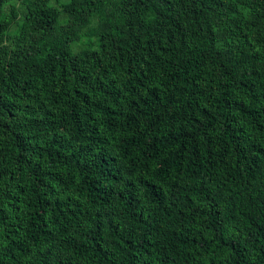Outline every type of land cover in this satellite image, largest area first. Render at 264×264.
<instances>
[{"label":"trees","instance_id":"trees-1","mask_svg":"<svg viewBox=\"0 0 264 264\" xmlns=\"http://www.w3.org/2000/svg\"><path fill=\"white\" fill-rule=\"evenodd\" d=\"M8 1L0 264H264V0Z\"/></svg>","mask_w":264,"mask_h":264},{"label":"rangeland","instance_id":"rangeland-1","mask_svg":"<svg viewBox=\"0 0 264 264\" xmlns=\"http://www.w3.org/2000/svg\"><path fill=\"white\" fill-rule=\"evenodd\" d=\"M11 3L15 4L16 6L20 5V0H9L4 4L5 10H10ZM99 23L97 21H90L86 26L82 27L81 33H92L99 28ZM31 38L26 33L21 32L16 28L14 23H11L9 26L8 34L4 37L0 46L6 51L15 49L20 46H26L30 43Z\"/></svg>","mask_w":264,"mask_h":264}]
</instances>
